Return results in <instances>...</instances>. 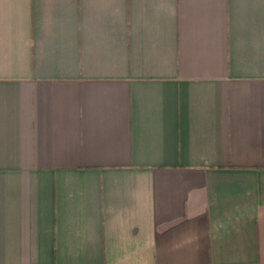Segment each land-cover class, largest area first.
I'll list each match as a JSON object with an SVG mask.
<instances>
[{"label":"crops","instance_id":"obj_1","mask_svg":"<svg viewBox=\"0 0 264 264\" xmlns=\"http://www.w3.org/2000/svg\"><path fill=\"white\" fill-rule=\"evenodd\" d=\"M0 264H264V0H0Z\"/></svg>","mask_w":264,"mask_h":264}]
</instances>
